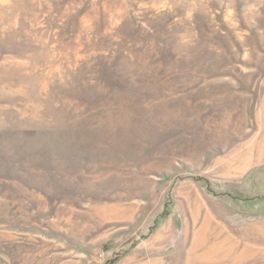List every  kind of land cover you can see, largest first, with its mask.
<instances>
[{"label":"rangeland","instance_id":"rangeland-1","mask_svg":"<svg viewBox=\"0 0 264 264\" xmlns=\"http://www.w3.org/2000/svg\"><path fill=\"white\" fill-rule=\"evenodd\" d=\"M197 203L264 224V0H0V264H264Z\"/></svg>","mask_w":264,"mask_h":264},{"label":"bare ground","instance_id":"bare-ground-1","mask_svg":"<svg viewBox=\"0 0 264 264\" xmlns=\"http://www.w3.org/2000/svg\"><path fill=\"white\" fill-rule=\"evenodd\" d=\"M258 151V150H257ZM263 153L260 152L257 156H252L250 153L245 155L237 154L232 158L231 164L228 166L223 164V161H219L218 163L221 166V170L225 172L227 175H231L232 173L245 170L248 167L249 163H252L253 159H261ZM250 160H252L250 162ZM202 211V204H196L195 208L191 210L192 213V225L186 227V233L191 236V241L189 242V238L187 239V245H185V253L187 255V260H202L204 258L211 257V249L213 252L219 251L221 249H226L225 257L231 255L236 249L241 250L242 254L235 256V261H239L243 256H256L259 251L261 254H264V224H256L251 227H248L244 230L236 232L241 236V243L244 244V247H240V242L235 240L233 234L234 232L228 231L226 226L222 224H218L213 220V227L217 230L218 237L211 247V219L204 218V221L200 224L199 214ZM191 233V234H190ZM166 235H168V227H164L159 231V233L153 238L152 241H148L143 244L137 254L141 252H149L152 249H156V245L158 243L164 242L166 239ZM250 239V240H249ZM249 241L253 244L251 248L249 247ZM238 242V243H237ZM186 244V242H185ZM228 247V248H226ZM237 251V250H236ZM235 251V252H236ZM201 253V254H200ZM137 254H134L128 259V262L134 259ZM145 254V253H144ZM139 256V255H138ZM210 256V257H209ZM141 257V256H140ZM246 258V259H247ZM260 259V258H259ZM149 260V259H147ZM151 260V259H150ZM149 260V261H150ZM152 264H159V259L152 258ZM188 262V261H187ZM148 263V262H147Z\"/></svg>","mask_w":264,"mask_h":264}]
</instances>
